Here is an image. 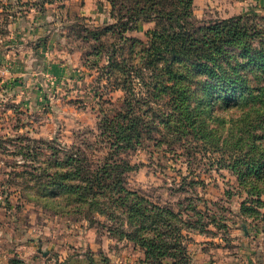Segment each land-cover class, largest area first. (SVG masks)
<instances>
[{"label": "rangeland", "instance_id": "rangeland-1", "mask_svg": "<svg viewBox=\"0 0 264 264\" xmlns=\"http://www.w3.org/2000/svg\"><path fill=\"white\" fill-rule=\"evenodd\" d=\"M192 9L187 27L238 34L209 74L175 52L147 66L157 24L112 29L108 0H0V251L10 264H191L202 235H218L213 251L234 248L241 225L264 219V0Z\"/></svg>", "mask_w": 264, "mask_h": 264}, {"label": "trees", "instance_id": "trees-1", "mask_svg": "<svg viewBox=\"0 0 264 264\" xmlns=\"http://www.w3.org/2000/svg\"><path fill=\"white\" fill-rule=\"evenodd\" d=\"M111 4L110 15L112 18H115L117 21L111 23V28H117L120 32H124L126 30L137 29L138 23L140 21H150L155 22L157 24L156 29H152L147 31L152 38V47L154 50H159L158 52L154 53L155 57H150L152 52L150 48H144L143 50L146 51V54L141 56V60L145 57L148 59L146 62L147 66L153 64L155 61L162 62L163 60H167V52H175L176 54H180L181 56L186 57L187 61H190L192 64L198 63L200 60L199 65L200 68L195 70L198 75L202 72H206L209 74L212 72L213 68L217 64H222L223 60L221 55H219L220 51L223 55L227 52V49L224 48L225 44H233L235 39H231V36H236L237 33L234 29V26H230L229 24L225 25V30H221L219 34L215 32L207 31L208 27H199L198 29L194 26L187 27L183 18L186 17V13L188 15L191 14V9L194 5V0H108ZM133 2V6L125 7V2ZM187 1V4H186ZM120 3V8L117 9ZM143 3V4H142ZM185 5V6H184ZM180 6L183 9H180ZM185 7L188 11H186ZM191 7V9H190ZM193 11V9H192ZM198 33L197 40L193 37L195 34ZM209 33H214L216 36L208 35ZM204 34L208 37L205 40ZM221 42V44H220ZM217 47V55L215 54L214 46ZM231 49V48H230ZM150 51V52H149ZM145 63V62H144ZM166 64V62H164ZM207 66V67H205ZM166 69L168 71H172L171 64L166 65ZM191 73L193 71H190ZM140 73V72H139ZM116 164L110 165L116 169ZM264 173V172H263ZM262 175V173H261ZM264 175V174H263ZM88 185L91 184V179H89ZM116 183H120L118 180ZM99 184V183H98ZM101 184V183H100ZM74 191H78V194L82 192V187H76L71 185V188ZM85 189H91L89 192L93 191V185L90 187H85ZM124 189V188H123ZM127 193H130L127 191ZM134 200V199H132ZM7 205L11 206V202L9 199L5 200ZM130 213H139L142 210L138 207V202L136 203L131 202L129 203ZM142 216H145V220L151 221L156 220L159 218L165 224L168 220V217L165 213H158V215H150V213H146L144 211ZM130 221H133L132 217L130 216ZM155 245H144L147 249L146 251H150L152 247ZM192 264V263H191Z\"/></svg>", "mask_w": 264, "mask_h": 264}, {"label": "crops", "instance_id": "crops-1", "mask_svg": "<svg viewBox=\"0 0 264 264\" xmlns=\"http://www.w3.org/2000/svg\"><path fill=\"white\" fill-rule=\"evenodd\" d=\"M59 68L63 69L62 67H58L56 70H60ZM258 222V224H252L254 226V231L248 228V224L241 225L239 229L242 230V237H240L238 233H233L231 235L232 242L235 244L234 248H229L225 242L221 243L217 241L215 251H213L212 248L209 249L206 245L212 240H219L218 235L202 237L203 235L200 234L202 235L200 238L204 241H200V250L195 257L196 260H193L192 264H264V219L258 220ZM3 226L4 224L0 221V229H3ZM241 238H243L242 242L244 239L248 240L247 246L239 243ZM255 238H257V240H253ZM259 238L261 239L258 241ZM255 242L257 243L255 244ZM3 252L4 251H0V258L3 259L0 264H10L14 260L10 257L12 253L6 252V254H4ZM125 264H127V262H125Z\"/></svg>", "mask_w": 264, "mask_h": 264}, {"label": "water", "instance_id": "water-1", "mask_svg": "<svg viewBox=\"0 0 264 264\" xmlns=\"http://www.w3.org/2000/svg\"><path fill=\"white\" fill-rule=\"evenodd\" d=\"M46 253V252H45Z\"/></svg>", "mask_w": 264, "mask_h": 264}]
</instances>
